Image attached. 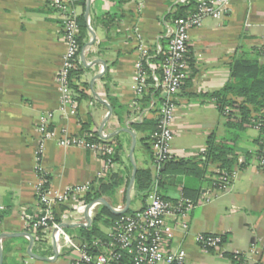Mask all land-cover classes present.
Wrapping results in <instances>:
<instances>
[{
  "label": "crops",
  "instance_id": "obj_1",
  "mask_svg": "<svg viewBox=\"0 0 264 264\" xmlns=\"http://www.w3.org/2000/svg\"><path fill=\"white\" fill-rule=\"evenodd\" d=\"M180 2L91 0L86 44L93 41L89 28L96 38L84 52L86 65L80 58L89 69L81 82L88 83L91 89L93 78L103 72L101 65L89 67L96 60L104 61L107 71L94 84L96 95L91 89L88 96L80 99L77 114L64 117L60 112L57 78L64 65L67 44L60 14L49 6L48 0H0V211L7 213L0 234H20L2 240L4 258H7L4 264L45 263L33 261L28 254L30 238L27 234L34 238V253L53 259L47 263L71 264L75 254L66 248L58 247L56 257L52 232L42 231L40 238L30 227L42 209L37 192L38 170L49 176L48 192L52 199L69 189L90 186L105 178L103 155L82 146H61L58 142L65 137L63 131L75 138L83 137L86 131L99 135L109 113L101 100L113 109L104 127L105 136L122 128L134 131L132 123L158 119L159 98H154L145 108L138 104L136 65L142 47L149 50V61L157 57L158 46L167 49L168 29L173 26L168 16ZM84 3L85 9L82 5L77 9L85 18L88 0ZM108 14H118L121 20L106 30L101 19ZM263 49L264 0H231L220 20L208 18L190 33V67L187 81L176 99L173 154L176 159L201 161L212 134L217 143L235 139L233 143L239 157L235 169L239 174L228 191H220L215 184L220 164L211 163L204 177L178 176L174 183L161 188L164 199L170 202L182 197L198 201L203 194L212 196L209 204L196 206L187 219L167 221V227L174 234L168 248L184 252L185 264H237V255L245 264H264L260 254L264 246V170L257 159L261 134L247 125L230 128L215 102L203 97L228 83L229 64L244 53L257 56L264 64ZM150 65L153 71L162 69L160 63L153 61ZM112 104L123 114V122ZM49 113L54 115L50 129L56 132V137L44 140L39 124L41 117ZM134 132L138 167L152 169L151 152L141 142L144 135ZM123 138L126 158H129L132 138L129 134ZM124 191L125 188L120 191L117 207L104 199L116 209H123ZM131 198L133 201V191ZM78 205L76 199L63 206L71 211ZM133 205L134 202L130 208L135 211L142 208L141 202L136 208ZM85 212L86 209L78 211V224L87 223ZM89 215L94 222L95 212ZM201 234L220 235L225 242L220 250L206 253L196 241ZM40 239L42 244L37 242Z\"/></svg>",
  "mask_w": 264,
  "mask_h": 264
},
{
  "label": "built area",
  "instance_id": "obj_2",
  "mask_svg": "<svg viewBox=\"0 0 264 264\" xmlns=\"http://www.w3.org/2000/svg\"><path fill=\"white\" fill-rule=\"evenodd\" d=\"M231 0H197L196 10L186 18H180L173 22L168 29L169 44L167 49L161 45L157 47L156 53L164 55L162 74L151 73L154 87L161 91L165 100L158 113V127L153 135V152L156 163V170L159 173L162 166L172 160L173 154L171 144L174 136L173 125L176 116L177 94L188 78V45L190 33L200 28L208 18L220 20L226 12ZM182 3L185 0H181ZM49 6L55 9L61 16L64 38L67 44V51L64 57V65L58 74V84L61 93L60 112L65 116H75L79 104L75 95L69 88V73L73 68L72 60L78 51L79 17L77 6L73 0H48ZM264 53V49H263ZM141 58L136 65L137 73V97L144 95L147 87L148 74L144 71V62L150 58L147 48L140 49ZM137 104V103H136ZM54 115L45 114L40 119L39 130L44 140H51L56 137V132L50 129ZM139 121V120H138ZM254 129L260 132L262 139V152L258 159L264 170V117L252 120ZM65 137L58 142L61 146H82L96 151L101 155H111L112 149L102 144L92 143L82 138L69 137L63 131ZM112 167L111 161L106 162V171ZM44 172L38 170V174ZM216 188L226 192L231 188L233 181L239 172H226L220 168L217 170ZM37 192L41 196L42 209L39 216L34 219L32 226L34 230L52 232L53 239L57 246L66 248L75 254L71 264H114L121 261L124 253L128 254L133 264H185L186 255L182 251L170 250L169 243L174 237L173 232L167 227L168 219H187L190 212L198 205H206L212 201V196L203 194L198 201H192L182 197L177 202L165 200L157 188L150 194L147 207L133 216L126 217L116 223V229L111 234L112 242L107 245L105 253L93 256L86 247L78 245L61 224H78V211L87 207L80 204L71 211L59 214V221L56 220L54 207L59 204H66L78 199L86 193L89 186L75 187L66 191L60 197L52 199L48 191H43L45 180L39 175ZM98 205L89 210V214L95 212ZM185 227L187 225L185 224ZM202 251L209 253L211 250H220L223 242L220 235L201 234L196 239ZM97 244V243H96ZM264 258V246L260 252ZM237 258L238 255H237ZM239 262V260H238ZM241 264H245L244 262Z\"/></svg>",
  "mask_w": 264,
  "mask_h": 264
},
{
  "label": "trees",
  "instance_id": "obj_3",
  "mask_svg": "<svg viewBox=\"0 0 264 264\" xmlns=\"http://www.w3.org/2000/svg\"><path fill=\"white\" fill-rule=\"evenodd\" d=\"M73 3L75 6L82 5L83 9H85L86 4L84 3V0H73ZM196 7L197 0H185L184 3L180 2L174 6L168 19L174 22L177 19L186 18L196 10ZM120 20V15L108 14L105 18L101 19V24L106 30H109L115 27ZM77 22L79 26L78 51L75 58L72 60L73 68L69 73V88L75 95L78 104H80V99L88 96L91 92L89 84L81 82L83 76L89 72V69L85 68L80 61L83 48L87 43L89 31L87 21L83 14L79 15ZM154 54L155 53H152V55ZM155 55L157 57L144 62V71L148 74L149 79L147 80V87L144 90V95L138 100V104H140L142 108H145L152 103L154 98H159V101L161 102L159 107L160 111L165 98L161 91L154 87L151 73L156 72L157 74H162V69L160 68L161 70L157 69L153 71L150 63L153 61L157 64L160 63L159 66L161 67L164 61V55ZM187 58L190 67L189 56H187ZM228 67L230 69V79L228 83L222 89L203 95V97L215 102L219 111L227 118V125L230 128L237 129L239 127L243 128L246 125L251 126L252 120L259 119V116L264 117V64L259 61L257 56L251 57L250 54L244 53L242 56L235 58ZM112 106L119 120L123 122V114L117 111L115 104H112ZM157 127L158 119L144 120L142 122L131 124V128L134 131L144 135L141 138V142L146 149L151 152L153 164L152 169L138 167L133 189L134 199L132 203L135 200L141 202L142 208L139 211H142L147 207L150 194L155 188H157L161 194V188L164 187L165 184L174 183L178 176L202 178L206 175L208 166L211 163H218L220 164L219 168L221 170L231 173L235 170V167L239 162V157L236 155V147L233 143L235 142V139L232 140V142L228 140V142L222 141L217 143L215 134H212L207 140L206 149L203 154L204 160L195 161L190 159H176L174 157L172 160L166 162L160 169L159 173H157L153 152V135L157 131ZM126 134L127 133H122L111 139L103 140L96 132L91 133L86 131L83 133V137H81L82 139L92 143L102 144L105 147L111 148L113 152L111 155H103V159H105L106 162L108 160L111 161V169L107 171L105 178H101L91 184L86 193L78 198L80 204L87 206L99 198H106L110 200L113 206L117 207L120 205L119 196L120 191L123 188H125V191L122 203H126V189L129 185L133 170L130 159L126 158L127 151L125 140L123 138ZM261 142L262 139H260V149L257 159L260 158L263 148ZM39 175L45 180L42 190L48 191L50 187L49 176L45 172H40ZM39 197L41 201V196L39 195ZM63 205L64 204H59L54 207L53 211L57 221H59V214L68 210V208ZM139 211L130 208L126 214L116 215L107 207L99 205L95 210L94 222L91 227L69 228L66 229V231L73 237L78 245L86 247L91 255L97 256L105 253L107 245L112 242L111 234L116 229V223L126 217L135 215ZM6 214V212L0 211V226ZM33 221L34 220L30 223L31 228H33ZM105 229L110 232H106ZM37 233L40 238L43 236L42 230H37ZM222 239L223 242L221 247L225 242L224 237H222ZM37 242L39 244L43 243L42 239ZM213 251L215 250H211L210 252ZM46 254V252H43V255ZM6 260L7 258L5 257L4 261ZM235 260L237 264L243 263L241 258H237V256H235ZM114 264H133V262L131 257L124 253L121 261Z\"/></svg>",
  "mask_w": 264,
  "mask_h": 264
},
{
  "label": "water",
  "instance_id": "obj_4",
  "mask_svg": "<svg viewBox=\"0 0 264 264\" xmlns=\"http://www.w3.org/2000/svg\"><path fill=\"white\" fill-rule=\"evenodd\" d=\"M90 1L91 0H88V8H87V11L85 13V19L86 20H88L89 14H90ZM89 30H90V32H91V34L93 36V41L88 43V44H86L84 46V48H83V51H82V54H81V60H82V62L85 65H86V60H85L84 52H85L87 47L92 46L94 44L95 38H96V35H95L94 31L91 28H89ZM95 65L103 66V72L100 73L99 75L95 76L93 78V80L91 81V83H90V86H91V89H92V92H93L94 95H96V92L94 90V84H95L96 80H99L105 74V72L107 71V66H106V63L104 61L96 60L91 65H89V67H93ZM101 103H103L104 105L107 106V108L109 110V113L106 116V118L103 120L102 125H101V127L99 129L100 137L104 138L105 140H108V139H111V138L121 134V133H127L132 138V142H131V146H130V150H129V159H130V162L132 164L133 170H132V175H131V179H130L129 185H128L127 190H126V204H125V207L123 209H116L106 199L99 198V199L95 200L93 203L89 204L87 206V208H86V212L85 213H86V221H87V223H85V224L63 223L60 226L63 229L91 227L92 224H93V218L90 217L89 210L95 205L105 206L112 213H114L116 215L126 214L129 211L130 207H131V203H132L131 194H132V191L134 189V184H135V180H136V176H137V172H138V164H137V162L135 160V150H136V146H137V136H136V133L134 131H132V130H130L128 128L118 129L116 132L105 136L104 135V127H105V124L111 118V116L113 114V109H112V107L110 105H108L106 102H104L102 100H101ZM27 235L30 238V244H29V247H28V254L30 255V257H32L33 259L39 260V261H43V262L52 261L53 259H51L49 257L40 256V255H37L36 253L33 252L34 238L30 234H27ZM18 236H20V234H7V233L0 234V264H4V260H5V258H4V250H3V247H2V244H1L2 240L5 239V238H14V237H18ZM57 248H58L57 244L54 243L53 249L55 251L56 257L58 256Z\"/></svg>",
  "mask_w": 264,
  "mask_h": 264
},
{
  "label": "rangeland",
  "instance_id": "obj_5",
  "mask_svg": "<svg viewBox=\"0 0 264 264\" xmlns=\"http://www.w3.org/2000/svg\"><path fill=\"white\" fill-rule=\"evenodd\" d=\"M138 205H140V201L135 200V201H134V205H133V207L136 208ZM33 261H35V259H33ZM44 264H49V263L45 262ZM53 264H54V263H53Z\"/></svg>",
  "mask_w": 264,
  "mask_h": 264
}]
</instances>
